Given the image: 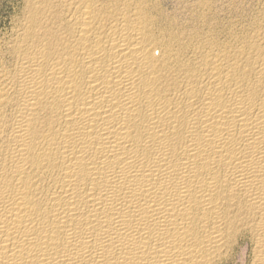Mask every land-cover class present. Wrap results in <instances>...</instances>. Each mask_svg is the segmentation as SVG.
<instances>
[{
  "label": "bare ground",
  "instance_id": "1",
  "mask_svg": "<svg viewBox=\"0 0 264 264\" xmlns=\"http://www.w3.org/2000/svg\"><path fill=\"white\" fill-rule=\"evenodd\" d=\"M178 1L24 0L0 264H264V0Z\"/></svg>",
  "mask_w": 264,
  "mask_h": 264
},
{
  "label": "rangeland",
  "instance_id": "2",
  "mask_svg": "<svg viewBox=\"0 0 264 264\" xmlns=\"http://www.w3.org/2000/svg\"><path fill=\"white\" fill-rule=\"evenodd\" d=\"M241 1L242 2L245 1L243 3H247L248 1H250V3L256 2V0H252V1L251 0H247V1L239 0L240 3H242ZM164 4L167 6V8L172 9V8H176L177 5H179V1L178 0H164ZM23 5H24V0H0V38L5 35V32L7 33L11 32L12 30L11 28H13V26L15 25L14 22H16L17 16L21 13ZM247 251H249L248 246L242 247L238 251L236 259L233 260L234 262L232 261L233 263L230 262L228 264H243L245 261V258L248 255Z\"/></svg>",
  "mask_w": 264,
  "mask_h": 264
}]
</instances>
